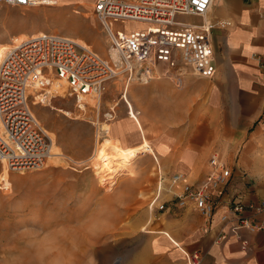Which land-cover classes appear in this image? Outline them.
I'll use <instances>...</instances> for the list:
<instances>
[{
  "label": "crops",
  "instance_id": "obj_1",
  "mask_svg": "<svg viewBox=\"0 0 264 264\" xmlns=\"http://www.w3.org/2000/svg\"><path fill=\"white\" fill-rule=\"evenodd\" d=\"M52 1L33 7L39 13L51 11L57 21L61 20V26H51L45 20L4 17L3 23L9 27L18 26L10 28L11 34L0 41L9 43L11 37L22 33L77 30L74 20L80 19L79 15L86 13L92 2ZM64 15L71 19H63ZM181 19L201 21L197 16ZM203 19L210 25L209 77L178 75L166 63L156 62L149 68L154 71L148 75L149 79L156 75L155 80L131 87V96L138 97V110L127 96L126 77L118 76L105 83L119 91L118 98L109 102V111L114 112L119 99L125 111L124 116L107 121L110 131L126 147L142 141V135L141 139L135 134L128 137L120 130L134 126L135 120L128 113L132 108L150 135L147 140L166 146L158 161L152 157L155 179L157 173L165 174L160 168L162 160L169 173L180 172L189 182H200L212 152L218 154L230 171L226 185L213 194L214 205L208 221L191 205L178 207L173 201L166 203L157 221H146L145 227L152 224L158 229L148 228L144 232L147 242L133 258L134 264H187L181 250L198 253V264H264V218L247 208L238 217L229 213L231 202L247 207L264 199V75L259 70L264 63V0H212ZM83 22L86 27L98 24L91 17ZM129 23L132 22L122 26L125 29L141 26L132 23L135 26L126 28ZM171 77L180 90L174 89ZM178 143L183 146L174 151ZM222 215L226 216L224 220ZM240 218L246 219L250 227L232 230ZM222 234L224 238L219 239Z\"/></svg>",
  "mask_w": 264,
  "mask_h": 264
},
{
  "label": "rangeland",
  "instance_id": "obj_2",
  "mask_svg": "<svg viewBox=\"0 0 264 264\" xmlns=\"http://www.w3.org/2000/svg\"><path fill=\"white\" fill-rule=\"evenodd\" d=\"M42 12L39 13L37 7H13L0 2V39L11 34L10 28L18 26L9 27L3 23L4 17L33 22L45 20L51 26L62 24L51 11ZM84 14L79 15L81 18L77 21L73 19L77 30L48 33L72 37L78 43L90 46L100 56L115 58V54L107 49L108 41L99 25H84V18L91 17L96 21L90 8ZM62 17L71 19L66 15ZM132 26L135 25L129 23L126 28ZM7 45L0 41V49ZM150 71L154 68L142 66L132 69L130 75L119 74L130 78L127 96L135 110H138V97L131 96V87L155 80L156 75L152 73V79L148 78ZM171 79L174 89L180 90ZM55 91L56 96L46 92L39 95L36 99H40V104L37 101L32 104V95L28 97L30 112L51 140L49 162L45 160L36 170H7L4 160L0 159V181L3 179L8 184L7 189H1L3 184L0 183V264H134L133 258L147 242L144 232L148 228L158 229L152 224L145 227L146 221H157L160 213L148 211L146 200L155 180L156 167L152 157L158 161L166 146L151 144L145 125L133 113L140 122L139 127L133 121V127L120 130L128 137L135 134L141 139L142 135L141 140H146L154 153L134 159L123 174L105 178L98 162L105 141L110 137L118 138L110 131L107 121L125 115L120 99L114 112L108 109L109 102L118 98L119 91L114 90L113 85H104L100 97L89 98L92 105L89 108H77L65 93L61 81ZM129 113L134 117L131 109ZM181 136L184 139V130ZM182 146L178 143L174 151ZM159 163L163 173L169 174L164 162Z\"/></svg>",
  "mask_w": 264,
  "mask_h": 264
},
{
  "label": "built area",
  "instance_id": "obj_3",
  "mask_svg": "<svg viewBox=\"0 0 264 264\" xmlns=\"http://www.w3.org/2000/svg\"><path fill=\"white\" fill-rule=\"evenodd\" d=\"M46 1L0 0L25 8ZM211 3L212 0H92V16L105 33L107 49L114 52L115 58L100 56L72 37L58 33L38 32L12 44L0 60V159L9 169L36 170L48 157L50 140L29 110L28 89L34 84L36 93L45 94L43 88L51 80H59L78 106L86 97L98 96L105 83L117 74L130 75L132 69L150 68L156 62L166 63L178 75L188 71L192 77H209L210 25L203 17ZM187 16L200 17L201 21L181 19ZM126 22L141 26L125 29L122 25ZM259 70L264 75V63ZM229 176L228 167L216 152L208 156L207 171L200 182H189L180 172L157 173L146 208L160 212L173 201L178 207L191 205L208 221L213 194L226 185ZM1 189L6 188L3 185ZM246 208L264 218V199L247 207L231 202L229 213L238 217ZM225 218L221 216V220ZM237 227L250 226L240 218L232 230ZM223 238V234L219 236ZM181 252L187 264L199 263L198 253Z\"/></svg>",
  "mask_w": 264,
  "mask_h": 264
},
{
  "label": "bare ground",
  "instance_id": "obj_4",
  "mask_svg": "<svg viewBox=\"0 0 264 264\" xmlns=\"http://www.w3.org/2000/svg\"><path fill=\"white\" fill-rule=\"evenodd\" d=\"M45 3L46 4H52L53 1L52 0H47ZM18 36L11 37V42H9L7 46H4V47H2L0 49V60H1V57L3 56L4 52L8 48H10L12 44H16V43H18L19 41H21L22 39H24L26 37V36H22V35H18ZM84 46H87V45H84ZM87 47H90V46H87ZM110 52L114 54V52L112 50H110ZM119 74H117L115 77H118ZM115 77H113V78H115ZM127 80L129 81L130 78L127 79ZM58 82H60V81L56 80V79L51 80L49 82L48 86L43 88L44 91L46 93L50 94V95L53 93V96H56L58 93H56L55 88H56ZM28 91L33 96L32 104L35 103L36 101L38 102L37 104H40L41 103L40 99H36V98L39 97V95H42V94L36 93L38 91L36 85L34 84V86H31L28 89ZM65 93H66V91H65ZM100 95H101V92L99 93L98 96L100 97ZM89 98L90 97H86L84 99V104L79 103L78 106H76V105L75 106L77 108H81V107L85 108V107L88 106V108H89L90 106H92L88 102ZM130 109H131L132 115L134 116L132 118L135 120L136 123H138L137 120H136V116L133 114L134 112L132 111V108H130ZM130 109L128 110V113L130 112ZM129 115H130V113H129ZM39 124H40V122H39ZM43 130H44V128H43ZM45 133H46V131H45ZM46 135L48 136L47 133H46ZM48 138L50 140L49 136H48ZM50 146H51V140H50ZM49 152H50V148H49ZM147 153L148 154H153L154 152H153L152 146L146 140H144L142 142H139L136 145L125 147V146L122 145L121 141L118 138H111L110 137V139H107L105 141V147L103 148L102 156H101V158H100V160L98 162L99 163V168L101 170V174L105 178H107L109 176H116V175L122 173V171L128 169V167L130 166V164L133 162L134 159L138 158L139 156L140 157H145L147 155ZM50 157H51L50 154H48V157L46 159L47 163L49 162ZM3 163H4V165L6 166V168L8 170V167H7L6 163H5V161H3ZM0 183H2L4 185V187L5 186L8 187L7 182L4 181L3 179H1Z\"/></svg>",
  "mask_w": 264,
  "mask_h": 264
}]
</instances>
